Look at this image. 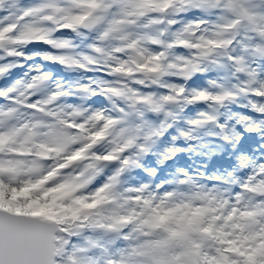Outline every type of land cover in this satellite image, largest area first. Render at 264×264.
Returning <instances> with one entry per match:
<instances>
[{"label": "rangeland", "instance_id": "rangeland-1", "mask_svg": "<svg viewBox=\"0 0 264 264\" xmlns=\"http://www.w3.org/2000/svg\"><path fill=\"white\" fill-rule=\"evenodd\" d=\"M108 2L111 6L100 13L102 19L93 27L80 26L75 30L59 28V34L53 39L68 41L67 48L58 49L45 40L5 45V48H16L17 51L23 52L22 56H9L5 48H0V65H13L3 76H0V89H6L21 81L17 92L10 93L11 96H17L19 91L23 90V85L31 82L33 76L45 73L48 75L47 80L30 90L33 95L29 98V102L46 99L54 92L56 86H60L61 75L67 74L70 78L63 87L65 94L62 100L53 102L49 107L71 111V107L80 108L77 104L82 100L85 105L80 109L84 111V116L102 111L105 116L118 121L113 132L94 147L93 151L99 154L107 153L115 147V142L120 139L116 135L117 132L123 129V138H127L126 132L132 127L135 132L134 142L121 154V158L126 156L135 162L129 163L124 170L122 180L116 181L111 190L112 199L97 209L102 217L127 214L135 206L129 197L136 195L145 197L155 195L159 198L171 192L174 193L173 201H169L172 206L180 201L186 203L197 192L208 193L217 200H228L230 204L235 203L237 196H240L242 198L238 207L247 205L251 208L264 201V196L255 199L253 192L244 188L245 184L264 180V174H258V170L264 166V112L258 111L259 107L264 106V95L257 94L258 91H264V55L255 51V45L264 44V41L258 36H252L251 38L255 39L252 41V47H249L246 39L243 38L246 32L245 26L241 23L236 29V41L239 42V46L237 50L233 47L229 48L228 54L230 58L235 56L243 58L244 71L239 70L241 65L233 59L234 70L230 84L222 75L224 69L217 61V50L207 57H197L196 54L200 49L192 47L195 44L205 47L208 39L216 38L215 33L219 26L234 18V15L222 6L226 0H221V5L216 8L207 5L197 7L199 0H193V3L183 6L180 0H171V3L164 8L163 0H150L143 10L144 15L125 17L131 23L120 25V31L101 40L100 36L110 22L122 17V9L125 6L124 0H116V3H112L111 0ZM47 3L72 8V0H5L0 11V28L10 24L13 18L22 16L25 11L39 8ZM243 3L244 7L253 11L264 12V0H243ZM49 11L46 9L35 15L23 16L19 20V26L11 35H18L26 24L46 29L40 18ZM160 15L165 17V38L159 43H153L154 40L157 41L154 31L159 28L157 19ZM202 20L205 22L199 26L198 23ZM244 23L251 28L247 21ZM250 31L254 34L251 29ZM72 36L77 37L74 43L70 42ZM121 36L127 37L128 42L137 40L138 48L121 53L115 52L117 47H124L125 41L120 39ZM180 40L187 41V44L178 45L177 42ZM34 43L37 48L31 50L30 46ZM94 46L103 49L98 53L99 61L94 59V53H97ZM159 52L164 53L163 64L158 63L160 68L155 72L146 73L137 68V65L145 62L149 55ZM44 54L70 56L85 64V67L48 60L51 70L57 71V75L51 78L47 67L44 69L39 61ZM85 56L93 57L95 63L85 61ZM130 56L137 61V65L133 66V72H125L128 80L124 82L125 87L120 89L122 95L116 96L118 107L115 111L108 112L104 107L103 99L107 93L101 89L117 88V85L112 83V79L118 80V74H112L107 65L115 66L117 61L113 57L129 60ZM193 58L198 59V66L194 70L197 76H194L192 71L189 75H185L184 72L189 67L185 61ZM151 66L149 64V67ZM184 77L190 80L185 87L180 82ZM138 84L142 85V88H139ZM216 84L219 85L217 89ZM84 85L88 86L89 91L82 89L81 86ZM181 88L183 91L180 90ZM174 90L188 99L178 100L177 106L166 105L164 110L159 111L155 110L154 104H149L150 98L159 100L172 94ZM200 92L208 93V99L193 98ZM224 92L233 95L219 101L222 112L215 114L213 102L216 100L211 97ZM204 101H212V103L201 104ZM253 104L256 105L255 108ZM9 106L11 101L0 97V107ZM31 111L20 107L17 115L27 118ZM209 116L213 119H207ZM193 121L201 122L193 123ZM216 127L219 130L216 131ZM153 130L159 134L148 136ZM208 135L216 139H208ZM222 141L227 146H223ZM145 144L148 150L142 151L140 145ZM216 148L220 150L217 157H215L217 153L214 154ZM142 153H147L148 158H142ZM170 153L174 155L172 164L161 172L157 183L148 187L149 176L156 173V167L167 160L165 157ZM116 161L101 162L98 165L99 175L95 176L87 191H94L109 182V178L113 177ZM249 177L253 180L250 181ZM232 184L236 185V188L232 189ZM137 189L143 191L138 193L135 191ZM49 203L53 210H57L54 202L49 200ZM57 211L64 214L67 210ZM133 227L134 225L130 224L125 231H118L122 233L123 239L114 249L111 245V237L117 231L95 225L77 228L73 223L69 227V234L66 235L68 242L62 258L63 264H72L70 257L74 258L77 264H107L110 259H118L121 250L135 243L133 239H125L129 233L136 235L132 232Z\"/></svg>", "mask_w": 264, "mask_h": 264}, {"label": "snow or ice", "instance_id": "snow-or-ice-1", "mask_svg": "<svg viewBox=\"0 0 264 264\" xmlns=\"http://www.w3.org/2000/svg\"><path fill=\"white\" fill-rule=\"evenodd\" d=\"M111 2L116 3V0ZM149 2L124 0L122 17L111 21L100 39L120 31V25L131 23L125 17L144 15L143 10ZM180 2L183 6L193 3V0ZM4 3L5 0H0V8H3ZM169 3L171 0H163V7L166 8ZM202 5L216 8L221 5V0H199L196 4L197 7ZM110 6L108 0H72V8L47 3L25 11L17 17V21L23 16L35 15L47 9L49 13L41 18L54 22L58 28H91L102 19L100 13ZM222 6L234 18L219 26L216 38L207 40L206 50L201 44L192 45L200 49L196 54L198 57H207L216 47L227 48L235 38L236 29L245 21L264 41V12L244 7L243 0H226ZM16 28L17 23L0 28V48H5L7 44H25L31 40H45L58 49L69 47L68 41L50 38L53 29L26 24L18 35H11ZM120 39L125 41L124 47H117L115 52L138 48L137 40L128 42L125 36ZM153 43L159 41L154 40ZM177 43L186 45L187 41L180 40ZM94 47L97 53L103 51L101 47ZM5 50L9 56L24 55L16 48ZM255 51L264 55V44L257 43ZM163 55V52L149 55L145 62L138 65L131 56L129 60L113 57L117 61L115 66L107 67L112 74L133 72L134 69L128 65H137L139 70L146 73L155 72L160 68L155 61ZM44 59L85 67V64L70 56L44 54ZM232 59L241 65L239 70L244 71L243 58ZM84 60L95 63L91 56H85ZM185 62L189 67L184 74L189 75L197 68L198 59ZM149 64L152 66L149 67ZM12 66L0 65V76ZM47 78L45 73L33 76L17 96H11L10 93L17 92L21 81L0 89V97L11 101V106L0 107V264H63L68 242L66 235L73 223L77 228L95 225L117 232L124 226L134 225L132 232L136 235L129 233L125 239H133L135 243L121 250L119 258L110 259L107 264H264V201L251 208L247 205L238 207L242 198L240 196H237L235 203L230 204L228 200H217L208 193L197 192L186 203L180 201L172 206L169 201H173L174 193L171 192L159 198L155 195H136L129 197L135 206L127 214L102 217L97 209L112 199L111 190L116 177H110L109 182L94 191L89 192L87 188L100 171L98 165L121 159V154L133 144L134 138H123L124 130L121 129L116 133L120 139L111 151L104 154L93 151L99 142L113 132L118 121L105 116L102 111L84 116V111L77 107L69 106L71 111L49 107L65 94L62 91L53 92L46 99L29 102L33 95L30 90ZM81 87L89 91L88 86ZM180 90L183 91V88ZM101 91L117 97L122 95L116 88H102ZM257 94L264 95V91H258ZM208 95L200 92L193 98L205 100ZM232 95L224 92L211 98L222 101ZM164 99L172 100L173 97L166 96ZM20 107L32 110L27 118L17 115ZM253 107L256 105L253 104ZM258 111L264 112V106L259 107ZM208 119L213 117L209 116ZM140 148L145 151L143 145ZM129 163H132L129 157L122 158L123 165ZM122 170L119 169L117 175ZM261 171L264 172V166ZM249 180L253 178L249 177ZM244 188L264 195V180L245 184ZM135 191L140 193L143 190ZM49 200L55 203L57 210L67 211L60 214L53 210ZM169 208L171 210H167ZM70 259L72 264H77L74 258Z\"/></svg>", "mask_w": 264, "mask_h": 264}, {"label": "clouds", "instance_id": "clouds-1", "mask_svg": "<svg viewBox=\"0 0 264 264\" xmlns=\"http://www.w3.org/2000/svg\"><path fill=\"white\" fill-rule=\"evenodd\" d=\"M166 96H172L173 99H172V100H166V99H164V97H166ZM166 96L160 98L159 100H153L152 98H150V100H149V104H154V105H155V110L159 111V110H164L166 105H170L171 107H175V106H177V105H176V102H177L178 100L188 99V98H187L186 96H184V95H179V94H177V93L175 92V90L173 91L172 94H170V95H166ZM207 119H208V117H207ZM197 122L200 123L201 121H197ZM158 134H159L158 132H156L155 130H153V132H152V133H149L148 136H150V135H158ZM148 136H146V139L148 138ZM140 146H141V145H140ZM143 148H144L145 151L148 150V147H147L146 144L143 145ZM169 152H171V149H169ZM165 158H167V157H165ZM134 162H135V161H132V163H134Z\"/></svg>", "mask_w": 264, "mask_h": 264}, {"label": "trees", "instance_id": "trees-1", "mask_svg": "<svg viewBox=\"0 0 264 264\" xmlns=\"http://www.w3.org/2000/svg\"><path fill=\"white\" fill-rule=\"evenodd\" d=\"M263 6H264V4H263ZM258 22H259V21H258ZM241 25H244L245 28H246V32H245V35L243 36V38L246 39V41H247V43H248V46H249V47H252V41H253L255 38H251V37H252V36L256 37L257 35H256L255 33H254V34L251 33L250 28L247 27V26L245 25V23H242ZM238 46H239V42H236V43L234 44V46H233V49H234V50H237ZM234 58H236V56H235Z\"/></svg>", "mask_w": 264, "mask_h": 264}, {"label": "bare ground", "instance_id": "bare-ground-1", "mask_svg": "<svg viewBox=\"0 0 264 264\" xmlns=\"http://www.w3.org/2000/svg\"><path fill=\"white\" fill-rule=\"evenodd\" d=\"M56 34L58 35L59 32H57ZM161 64H163V61L161 62ZM116 108H117V106L115 107V109H116ZM172 160H173V159H172ZM172 160L170 161V164H169L168 166H165V167L161 170V172H162L164 169L168 168V167L172 164V162H173ZM161 172L159 173L158 177L162 174ZM154 175L156 176V174H154ZM157 182H158V180L156 181V183H157ZM261 198H262V197H261Z\"/></svg>", "mask_w": 264, "mask_h": 264}, {"label": "flooded vegetation", "instance_id": "flooded-vegetation-1", "mask_svg": "<svg viewBox=\"0 0 264 264\" xmlns=\"http://www.w3.org/2000/svg\"><path fill=\"white\" fill-rule=\"evenodd\" d=\"M167 85L169 86L170 85V81L167 83ZM215 88L217 89V88H219V85H215ZM206 102V103H205ZM210 103H212V101L211 102H208V101H204V102H201V104H210Z\"/></svg>", "mask_w": 264, "mask_h": 264}]
</instances>
